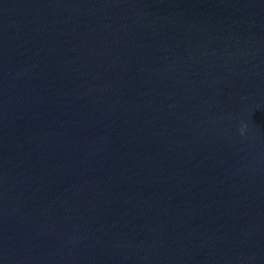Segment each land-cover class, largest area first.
I'll return each mask as SVG.
<instances>
[{"label":"water","instance_id":"water-1","mask_svg":"<svg viewBox=\"0 0 264 264\" xmlns=\"http://www.w3.org/2000/svg\"><path fill=\"white\" fill-rule=\"evenodd\" d=\"M0 264H264V0H0Z\"/></svg>","mask_w":264,"mask_h":264}]
</instances>
